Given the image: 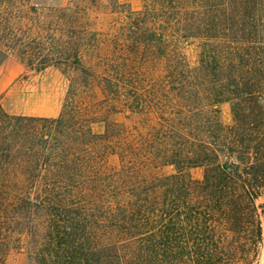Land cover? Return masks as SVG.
I'll use <instances>...</instances> for the list:
<instances>
[{
	"label": "trees",
	"instance_id": "trees-1",
	"mask_svg": "<svg viewBox=\"0 0 264 264\" xmlns=\"http://www.w3.org/2000/svg\"><path fill=\"white\" fill-rule=\"evenodd\" d=\"M127 19L99 75L86 63L102 42L86 6L0 0V67L74 73L57 117L0 108V264L25 244L31 264H257L264 0H144ZM179 38L201 41L197 68ZM154 59L164 72L149 71ZM123 112L155 122L142 135Z\"/></svg>",
	"mask_w": 264,
	"mask_h": 264
},
{
	"label": "rangeland",
	"instance_id": "rangeland-1",
	"mask_svg": "<svg viewBox=\"0 0 264 264\" xmlns=\"http://www.w3.org/2000/svg\"><path fill=\"white\" fill-rule=\"evenodd\" d=\"M30 4L39 8H63L74 4L86 6L92 28L100 33L102 40L100 49L86 54V63L94 73L103 75L105 73L104 64L100 63V59L106 58L104 63L107 64L122 52L125 44L122 36L123 26L128 22L127 15L131 11L141 10L144 0H30ZM178 48L184 54L190 67L199 66L200 40L179 38ZM163 67L159 59H154L150 62L149 71L157 75L164 72ZM73 74L59 67H50L42 72L30 71L20 62L11 60L0 67V108L11 115L57 117L63 109ZM94 92L101 97L99 87L95 86ZM143 94L147 99V94L145 92ZM104 112L106 114L101 116L106 117L108 112ZM220 118L224 125L231 124L232 113L229 104L220 107ZM116 119L129 127L138 128L139 134L142 135H147L150 126L155 122L145 113L123 112L117 114ZM94 130L97 133L104 132L105 122L95 124ZM172 172L173 169L167 167L156 173L167 175ZM191 175L194 179H202L204 169H193ZM262 201L263 199L260 200ZM4 264H31L27 245L25 244L20 250L12 251ZM257 264H264V249Z\"/></svg>",
	"mask_w": 264,
	"mask_h": 264
}]
</instances>
